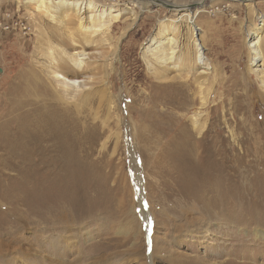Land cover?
<instances>
[{
	"label": "rangeland",
	"instance_id": "1",
	"mask_svg": "<svg viewBox=\"0 0 264 264\" xmlns=\"http://www.w3.org/2000/svg\"><path fill=\"white\" fill-rule=\"evenodd\" d=\"M97 1L138 15L112 32L116 52L87 49L106 70L66 96L38 40L68 29L0 0V264H264V89L249 47L264 38L252 25L264 0L194 6L208 65L160 66L162 79L145 50L174 18L185 54L188 19L146 0Z\"/></svg>",
	"mask_w": 264,
	"mask_h": 264
},
{
	"label": "bare ground",
	"instance_id": "2",
	"mask_svg": "<svg viewBox=\"0 0 264 264\" xmlns=\"http://www.w3.org/2000/svg\"><path fill=\"white\" fill-rule=\"evenodd\" d=\"M26 2L34 7L37 14L49 17L57 25L68 29L51 32L50 35L42 33L46 39L41 35V38H39V40L37 39L39 41V52L44 49L43 54H45L48 59L46 68L44 69L48 77L47 79H51L49 77L52 76L55 80V87H52V91L62 93L66 96H69V94L75 91L77 92L86 88H91V80L98 78L96 73L98 72V74H100L103 70H106V63L102 62L99 64L97 62L98 60H94L96 56L93 58L90 53L87 52V49L95 45L108 44V47L110 48L108 53H110V51L111 53L116 52L118 41L121 38H116L117 41L115 40L114 42L112 32L116 27H119L124 20L128 18L134 20L138 15L135 9L131 7H122V4L120 5L117 2L101 3L97 0H26ZM204 2L205 0H197L192 4H181L175 2L167 3L163 0H146L144 3L163 5L165 8L173 10L179 20L188 19L190 22L189 27L187 28L191 32V39L189 43H187L188 45L185 54L182 52L183 55H177L181 52V49H178L179 45L176 36L179 32V27L177 25L179 21H176L174 18H171L173 21H169V23L164 22L160 26L161 33L166 35L164 37L165 39L156 41L153 43L155 45L153 48L145 50V59L147 52L152 51L151 54L154 61L150 59L146 60L154 69L155 72L153 75L156 78H164L160 66L174 63L176 67L181 62H186L188 59H192L194 66L205 63L208 65V62L205 59V46L202 43L201 38L196 37V34H198L196 30H198L200 26L196 25L191 16L193 7L195 6V9L198 11L203 7L202 5ZM263 16L264 15L262 14L260 19L262 25L255 22L252 23L253 27H255L254 29L261 30L263 28ZM75 23L78 25L72 30V26L70 25ZM133 23L134 21L130 22L125 28L131 26ZM169 31H175L176 33L174 36H170ZM54 42L61 45L65 44V47L61 46L59 50H57L58 48ZM263 43V36L258 35L256 39L250 42L249 47L251 61L254 66H256V68L253 69L254 73L258 76L261 87L264 89V69H259V65L264 66L262 60ZM43 45H45V47H43ZM191 46L193 48L192 53L189 51ZM101 56H104V53H102ZM153 64H156L157 67H154ZM194 66L192 69H194ZM205 71L206 70L203 69L200 73H205ZM49 73L51 76H49ZM83 75H85L84 77L86 80H81ZM29 77L30 79L37 78L35 72H31ZM103 77L105 78V75H102V78ZM87 85L90 86L87 87ZM203 85V83H200L199 85L201 92H199L200 95L203 94L201 88ZM47 89L48 91L51 90L50 87ZM261 96L264 98V94ZM206 104V97L202 95L201 106H205ZM198 119V117H193V125L201 132L205 124ZM256 233L264 236V231H258ZM211 264H241V262H231V260L229 261L227 258V261L213 262Z\"/></svg>",
	"mask_w": 264,
	"mask_h": 264
},
{
	"label": "built area",
	"instance_id": "3",
	"mask_svg": "<svg viewBox=\"0 0 264 264\" xmlns=\"http://www.w3.org/2000/svg\"><path fill=\"white\" fill-rule=\"evenodd\" d=\"M212 11L214 12V9H212ZM0 26H2V23L1 22H0ZM4 27H5L4 29L8 28V26H4Z\"/></svg>",
	"mask_w": 264,
	"mask_h": 264
}]
</instances>
